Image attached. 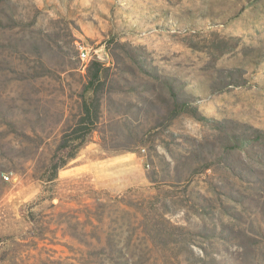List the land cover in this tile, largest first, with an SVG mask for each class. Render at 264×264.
<instances>
[{"label": "rangeland", "instance_id": "1", "mask_svg": "<svg viewBox=\"0 0 264 264\" xmlns=\"http://www.w3.org/2000/svg\"><path fill=\"white\" fill-rule=\"evenodd\" d=\"M258 131L264 0H0V264H264Z\"/></svg>", "mask_w": 264, "mask_h": 264}, {"label": "trees", "instance_id": "2", "mask_svg": "<svg viewBox=\"0 0 264 264\" xmlns=\"http://www.w3.org/2000/svg\"><path fill=\"white\" fill-rule=\"evenodd\" d=\"M107 69L94 60L87 69V84L81 93L78 119L71 122L63 131L61 141L55 149L49 163L52 171L51 181L56 179L57 172L74 160L79 151L87 144V137L95 129L101 116V96L105 84ZM91 126V127H89ZM259 136H264L259 132Z\"/></svg>", "mask_w": 264, "mask_h": 264}, {"label": "built area", "instance_id": "3", "mask_svg": "<svg viewBox=\"0 0 264 264\" xmlns=\"http://www.w3.org/2000/svg\"><path fill=\"white\" fill-rule=\"evenodd\" d=\"M90 49L84 45L79 46L78 53L79 58L82 62H86L90 58ZM3 180L8 181L9 177L5 174L2 175Z\"/></svg>", "mask_w": 264, "mask_h": 264}]
</instances>
